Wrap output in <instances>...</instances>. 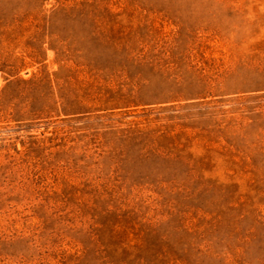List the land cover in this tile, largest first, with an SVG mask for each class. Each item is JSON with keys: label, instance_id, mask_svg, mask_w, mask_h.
Returning <instances> with one entry per match:
<instances>
[{"label": "rangeland", "instance_id": "1", "mask_svg": "<svg viewBox=\"0 0 264 264\" xmlns=\"http://www.w3.org/2000/svg\"><path fill=\"white\" fill-rule=\"evenodd\" d=\"M0 264H264V0H0Z\"/></svg>", "mask_w": 264, "mask_h": 264}]
</instances>
